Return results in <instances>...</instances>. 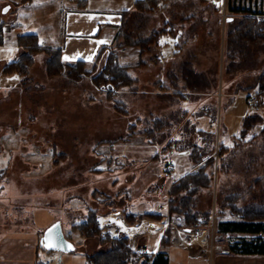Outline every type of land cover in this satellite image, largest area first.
<instances>
[{"label":"crops","instance_id":"1","mask_svg":"<svg viewBox=\"0 0 264 264\" xmlns=\"http://www.w3.org/2000/svg\"><path fill=\"white\" fill-rule=\"evenodd\" d=\"M136 1L0 0V13L6 18L4 34L10 33L11 37L14 36L15 43L16 34L36 33L41 43L61 48L63 62L76 64L81 60L87 69L94 68L98 61L105 59V54L99 55L102 48L111 47L115 49L119 62L129 67V73L136 81L138 78L134 75L138 73L135 70L133 74L131 68L152 67L153 99L159 100L166 96V108L170 112L165 116L153 112V119L164 121L163 130L167 134L162 140L150 142L148 139L135 138L110 143L102 140V145L108 146V155L105 150L98 151L101 145L99 141L91 148L96 166L93 163L88 169V173H93L95 177L87 176L83 181L77 182L74 181L75 177L70 176L73 181L65 186L61 185L62 177L57 173L56 163L60 155L56 158V150L52 157L44 156L48 153L41 150L37 153L35 151L36 155L32 152L21 156L9 155L12 152L9 144L12 142V135H0V264H43L49 257H54L60 264H89L87 255L100 248L99 239L85 238L72 229L74 224L85 219L89 209L97 211V221L102 233L113 237L124 235L136 253L150 258L149 263L162 251L167 258V264H264V254L233 253L229 251L228 244L224 245L226 250L215 246L210 252L204 232L195 234L202 235L203 239L194 242L190 231L178 232L172 225L173 221L178 222L177 217L173 220L169 217L170 184L197 167L189 161L188 150L182 144V132L190 127L193 130L199 128L200 120L209 112L204 93L215 92L211 87L213 81L205 70L195 68L190 47L197 40L194 30L198 17H194L196 14L186 15L184 8H188L185 5L187 2L197 3L200 7V4L208 5L211 0H177L179 8L176 10L170 5L175 0H164L158 8L148 13L139 12L135 7ZM250 1L255 2L248 0L249 4L242 6L235 4L234 0H223V8H227L228 4L229 9L237 14L236 19L231 15L227 17L223 24L224 30L226 26L229 29L238 26L235 22L239 17L264 19V10H258ZM18 4H22L27 25L18 23ZM9 8L11 9L8 11ZM197 13L202 15L205 12ZM142 18L149 20L146 32H143L144 25L140 22ZM261 28L263 36L260 39L263 40V46L259 49L263 54L264 25ZM152 33H155L153 43L147 51H141L138 45L126 43L127 36L129 41L135 42ZM7 62L9 61L5 57H0V73L3 75H10L2 72ZM248 64L247 69L254 76L251 86L243 91L245 94L246 91L257 90L259 77L264 73V63H261L258 54ZM219 82L222 83L221 76ZM227 88L226 85V92L221 88L223 92L220 93V101L223 96H228ZM234 92L233 97L242 92V87ZM177 130L181 131V138L174 135ZM171 140H174V144L171 143V148L165 150ZM147 147H153V154L148 156L149 162L143 169L134 170L139 173L136 174L139 178L133 177L132 184L128 185H131L130 191L128 187L116 188L119 177L114 173L124 172L121 176L130 181L132 174L126 172V166L128 163L133 165L137 158L140 159L145 152L140 149ZM168 154L170 156L167 158ZM15 162L21 164L18 170L20 176L16 177L14 187L11 188L13 183L4 182L10 180L12 175L8 172ZM128 169L131 171L132 168ZM176 169H179V173L172 176ZM109 172L114 176L110 179L104 178L103 175ZM142 178L149 179V184L141 186ZM50 181L53 185H50ZM150 184L153 187H149ZM63 194L71 203L63 202ZM155 214L160 217H154ZM132 215L136 218L129 222L128 218ZM55 220L61 221L64 235L73 242L74 250L48 251L41 244L40 238L44 230ZM169 224L173 231L170 241H165L163 236ZM178 235L181 237L180 243H177Z\"/></svg>","mask_w":264,"mask_h":264},{"label":"rangeland","instance_id":"2","mask_svg":"<svg viewBox=\"0 0 264 264\" xmlns=\"http://www.w3.org/2000/svg\"><path fill=\"white\" fill-rule=\"evenodd\" d=\"M222 2L223 0H211L209 6L200 4V7L197 3H182L188 5V8H184L186 15L196 14L194 17H198V23L194 30L197 34V40L190 47L195 60V68L205 70L213 81L211 87L215 91L214 94L212 92L204 93L205 105L209 114L200 120L198 126L205 130L212 129V126H209L210 117L215 116V127L218 132L214 142V138L212 140V137L208 134L205 142L207 145L203 152L209 151L211 145H217L218 138L226 149L222 152V158L219 162L221 172L217 178L219 179L218 188H213L209 199L207 195H201V202L204 203L208 199L212 211H214L216 203L221 210L217 215L213 214L212 219L208 221L209 225L204 227V233L207 237L206 243L209 245L210 252L212 249L214 250L215 246L218 249L226 250L227 248L224 245L228 244L230 239L235 236L234 234L218 233L216 223L220 219L238 217L236 211L251 201L250 186L255 188V194L264 195V135L260 134V125L249 131L243 140L238 139L245 115L259 112L264 116V94L259 96V107H249L245 95L255 91H246V94L243 91L251 86L254 74L250 75L249 72L251 71L247 67L234 69L232 72L227 71L230 63L239 62L242 58L243 63H250L255 54H258L261 63H264V53L261 54L259 49L263 44V40L258 38L253 43H247L249 52L245 54H240L244 50L233 49L228 39L231 28L229 29L226 26V30H224L223 24L226 23L229 15L235 16L236 19L237 14L229 9L228 4L227 8H223ZM234 2L242 6L249 4L248 0H234ZM219 3L220 5H218ZM250 4L256 6L258 10H264V0L250 1ZM18 5V23L27 25V22L24 21L25 15L22 11V4ZM170 5L173 10L179 8L177 0ZM215 7L217 10L214 9ZM199 11L205 13L198 15L197 12ZM1 13L0 17L5 20L6 18L2 17ZM243 18L246 17L237 18L235 25L241 23ZM175 21L178 22V20ZM140 22L144 25L143 30L145 31H142L146 32L149 20L142 18ZM130 24H133V22H130ZM132 28L136 29L134 26ZM232 32L235 34L236 31ZM5 39L6 42L0 46V57H5L10 62L16 58L18 48L14 36L11 37L10 33L5 35ZM46 57L43 52L35 56V63L29 71L28 84L20 83V76L16 73L10 75L0 73V135H9V133L12 135V142L9 143L12 146L10 150L12 152H9V155L21 156L27 152L36 155L41 150L48 153L44 156L52 157L53 152L56 150V158L60 155V159L56 163V166H58L56 169L58 175L62 177L61 185L63 186L72 182L71 179L74 177L76 178L74 181L77 182L83 181L87 176L95 177L93 173H88V169L93 163L96 166L95 159L91 154L93 145L102 140L110 143L119 138L130 136L128 133L131 127L129 126L135 123L137 124L136 131H134L136 136L130 139L147 140L148 138L149 140V137H152L149 136L148 130L150 125L153 124V112H157L161 116L170 114L166 108L168 105L166 96L161 97L159 100L153 99L152 67L131 68L133 74L137 71L138 74L134 76L137 75L138 80L127 86L118 87L113 92H108L97 86L90 76H83L79 81L70 79L69 75L50 76L44 68ZM104 65L105 60L98 61L92 69L94 71L93 75L97 74ZM220 76L222 83L219 82ZM226 85L228 86V96H225L226 98L223 96L220 101L219 96L223 92L221 88L225 89L226 92ZM238 87H242V92L233 97L234 91ZM219 125H223L225 134H222L223 129H220ZM145 129L146 131H143ZM145 132H147L146 135ZM180 133L179 130L174 131L177 138H181ZM182 133L183 147L187 144L189 147L194 142H200L205 138L204 134L200 135L201 132L193 130L192 127L184 129ZM254 133H257V137L251 139ZM99 145L98 151L105 150L108 155V146H103L102 142ZM140 150L145 151L140 159L137 158L133 165L128 163V166H126V172L132 174L130 181L124 180L121 176L125 174L124 172H121V174L114 173L119 177L116 188L128 187V189H131V185H128L132 184L133 177H138L136 174H139L134 170L143 169L149 162L148 156L153 154V147ZM95 152H97V149H95ZM32 153H30L31 156ZM218 154L216 148L214 155L217 157ZM169 156L168 154L167 158ZM182 158L185 159V157ZM20 165L18 162L12 165L11 170L8 172L12 176L8 182H4L13 183L11 188L14 187L16 177L20 176L18 171ZM128 168L133 170L128 171ZM178 173L179 169H176L173 171L172 176ZM108 174L105 173L103 177L110 179L114 176L111 172ZM257 176H261L260 182L258 185H253ZM169 178H171V175ZM214 182H216L215 177ZM50 183V185H53L52 181ZM147 183L149 184V179L141 180V186ZM149 187H153V185L150 184ZM64 198L65 194H63ZM130 198L134 199V196ZM63 202L71 203L68 197ZM199 233L195 229L191 231L192 236ZM136 255L140 256L142 254L137 253ZM49 259L57 262L54 257H49Z\"/></svg>","mask_w":264,"mask_h":264},{"label":"trees","instance_id":"3","mask_svg":"<svg viewBox=\"0 0 264 264\" xmlns=\"http://www.w3.org/2000/svg\"><path fill=\"white\" fill-rule=\"evenodd\" d=\"M26 1V0H23ZM164 0H137L135 3L136 9L141 13H148L158 8ZM247 11L246 9H241ZM237 27L229 32V44L238 51L240 54L249 52V45L247 43H253L256 39L263 36L261 26L264 25V19L258 20L253 16H247L241 20ZM5 21L0 17V45L4 43ZM232 31H236L233 34ZM155 33H152L146 38H139L137 41H129L126 37V43L138 45L141 51H147L149 45L153 43V37ZM16 45L19 48V54L16 58L10 62H7L2 69L5 74L16 73L20 76V83L28 84V76L31 66L35 62V55L43 52L46 56L45 68L46 72L50 76L55 75H69L70 79L79 81L83 76H90L92 81L101 89L108 92L115 91L118 87H124L131 83H134V78L129 73V67L119 62L118 55L114 48H102L99 55L105 54V65L97 73L94 74L92 69L85 68L84 62L79 60L76 64H67L61 59V48L46 45L41 43L39 36L36 33H19L16 34ZM248 63H243V58L239 62H232L227 67L228 72H232L234 69H240L248 67ZM259 86L255 93L260 96L264 94V73L259 77ZM246 98V97H245ZM247 102V98H246ZM248 104V102H247ZM250 107V105L248 104ZM209 114V113H208ZM206 114V115H208ZM215 114V113H214ZM221 117V115H219ZM210 124L212 129L198 128L197 132H201L200 135H205L202 141L194 142L189 147H184L188 150V158L192 165L197 166L196 169L190 170L173 181L168 188V212L171 220L177 216L181 217V221L177 222V225L182 228H190L193 230L192 224L196 221H210L213 214L217 215L221 212L219 206L216 203L214 211L209 206L208 199L213 188H218L219 179L218 175L221 172V155L224 150L223 143L218 138L217 145H211V148L207 152L205 150L206 138L208 134L212 137L213 142L218 131H216V117H210ZM153 124H148L149 141H160L163 139L167 132L164 129V121L162 119H153ZM260 125V134L264 135V116L256 112L254 114H247L243 118L240 135L238 139L243 140L249 131ZM128 133L130 136L119 138L116 141H122L125 139L134 138L136 136L137 124L130 125ZM220 129H223V125H219ZM147 129V128H146ZM143 130V131H146ZM219 129V130H220ZM221 131V130H220ZM225 130L223 129V133ZM147 132H145L146 135ZM257 133H254L252 138H256ZM147 138V137H146ZM148 139V138H147ZM211 140V142H212ZM174 140L169 141L165 150L171 148V143ZM212 142V143H213ZM264 146V144H263ZM218 150L219 154L216 157L215 150ZM264 150V147H263ZM264 154V153H263ZM217 158V159H216ZM164 159V163H165ZM214 177L216 182H214ZM260 177L257 176L253 182V185H258ZM252 187V188H251ZM255 188L250 186L251 201L245 204L242 208H239L237 212L238 217L230 219H220L216 223V229L218 233L234 234L235 236L230 239L228 243L229 251L237 254H264V195L255 194ZM97 193V191H95ZM207 195L206 202H201V195ZM249 195V194H248ZM210 207V208H209ZM238 209V208H237ZM214 212V213H213ZM154 217H160L159 214H155ZM136 216L132 215L128 218L129 222H133ZM73 230H77L80 235L85 238L96 237L99 239L100 248L87 255L89 264H167V258L165 254L160 251L150 261L149 257L137 256L136 252L132 249L128 238L124 235L113 237L110 234L102 233L97 221V211L89 209L85 219L72 226ZM171 224L164 232L163 240L170 241L172 234Z\"/></svg>","mask_w":264,"mask_h":264},{"label":"water","instance_id":"4","mask_svg":"<svg viewBox=\"0 0 264 264\" xmlns=\"http://www.w3.org/2000/svg\"><path fill=\"white\" fill-rule=\"evenodd\" d=\"M189 230V228H187ZM41 244L48 250L72 251L75 246L71 240L66 238L60 220H55L48 226L40 238ZM46 245H53L51 247Z\"/></svg>","mask_w":264,"mask_h":264},{"label":"built area","instance_id":"5","mask_svg":"<svg viewBox=\"0 0 264 264\" xmlns=\"http://www.w3.org/2000/svg\"><path fill=\"white\" fill-rule=\"evenodd\" d=\"M245 97L247 98V102H248V104L250 105L251 108L259 107L260 98L255 92L254 93H248V94L245 95ZM176 219H177V221H181V217L180 216H177ZM172 225L178 229V232H185V229L180 227V226H178L176 221H173ZM208 225H209V222L203 221V220L196 221V222H194L192 224L193 229H195L197 233L204 232L205 231L204 227L208 226ZM180 242H181V237L178 235L177 243H180ZM43 264H60V263L52 261L50 259H46L45 261H43Z\"/></svg>","mask_w":264,"mask_h":264},{"label":"bare ground","instance_id":"6","mask_svg":"<svg viewBox=\"0 0 264 264\" xmlns=\"http://www.w3.org/2000/svg\"><path fill=\"white\" fill-rule=\"evenodd\" d=\"M203 239V236L202 235H199V236H196V235H194L193 236V241L195 242V241H198V240H202Z\"/></svg>","mask_w":264,"mask_h":264},{"label":"snow or ice","instance_id":"7","mask_svg":"<svg viewBox=\"0 0 264 264\" xmlns=\"http://www.w3.org/2000/svg\"><path fill=\"white\" fill-rule=\"evenodd\" d=\"M5 11H7V9H5ZM46 246H49V247H51V246H53V245H46Z\"/></svg>","mask_w":264,"mask_h":264}]
</instances>
